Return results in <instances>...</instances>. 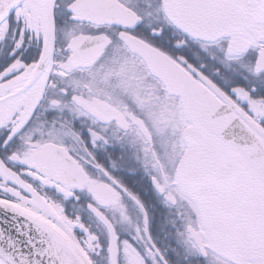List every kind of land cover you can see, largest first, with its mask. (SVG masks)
Here are the masks:
<instances>
[{
    "label": "snow or ice",
    "instance_id": "1",
    "mask_svg": "<svg viewBox=\"0 0 264 264\" xmlns=\"http://www.w3.org/2000/svg\"><path fill=\"white\" fill-rule=\"evenodd\" d=\"M0 264H264V0H0Z\"/></svg>",
    "mask_w": 264,
    "mask_h": 264
}]
</instances>
